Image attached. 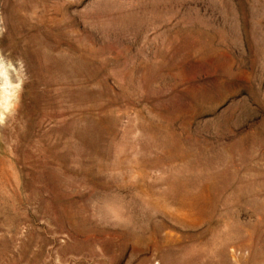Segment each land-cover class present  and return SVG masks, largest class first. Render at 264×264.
<instances>
[{"label": "rangeland", "instance_id": "1", "mask_svg": "<svg viewBox=\"0 0 264 264\" xmlns=\"http://www.w3.org/2000/svg\"><path fill=\"white\" fill-rule=\"evenodd\" d=\"M0 264H264V0H0Z\"/></svg>", "mask_w": 264, "mask_h": 264}, {"label": "bare ground", "instance_id": "2", "mask_svg": "<svg viewBox=\"0 0 264 264\" xmlns=\"http://www.w3.org/2000/svg\"><path fill=\"white\" fill-rule=\"evenodd\" d=\"M182 206V205H181ZM183 207V206H182ZM186 214V213H185Z\"/></svg>", "mask_w": 264, "mask_h": 264}]
</instances>
